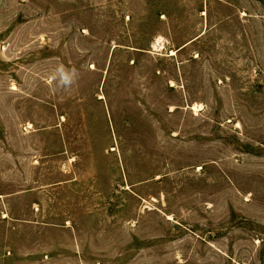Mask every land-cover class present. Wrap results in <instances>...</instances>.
I'll use <instances>...</instances> for the list:
<instances>
[{
    "label": "rangeland",
    "instance_id": "1",
    "mask_svg": "<svg viewBox=\"0 0 264 264\" xmlns=\"http://www.w3.org/2000/svg\"><path fill=\"white\" fill-rule=\"evenodd\" d=\"M0 264H264V0H0Z\"/></svg>",
    "mask_w": 264,
    "mask_h": 264
},
{
    "label": "clouds",
    "instance_id": "2",
    "mask_svg": "<svg viewBox=\"0 0 264 264\" xmlns=\"http://www.w3.org/2000/svg\"><path fill=\"white\" fill-rule=\"evenodd\" d=\"M62 83H65L66 84V83H68V81L67 80H63Z\"/></svg>",
    "mask_w": 264,
    "mask_h": 264
}]
</instances>
